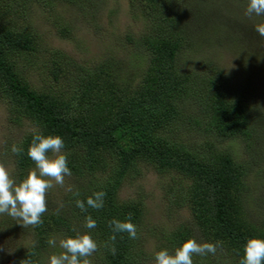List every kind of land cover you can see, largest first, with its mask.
<instances>
[{"label": "trees", "instance_id": "obj_1", "mask_svg": "<svg viewBox=\"0 0 264 264\" xmlns=\"http://www.w3.org/2000/svg\"><path fill=\"white\" fill-rule=\"evenodd\" d=\"M38 1L46 3L0 0V103L14 126L27 127L14 144L21 153H10L11 175L19 183L35 168L27 155L35 131L59 136L72 191L62 196L63 208L47 203L43 223L28 225V240L18 248L13 264H44L48 250L50 256L60 254L64 250L59 241L77 234H89L96 241L98 251L89 257L92 264H142L137 239L109 227L113 219L123 222L130 217L137 235L140 232L143 200L139 195L121 200L118 193L124 182L140 177L142 168L169 178L165 210L184 209L189 217L187 224L160 231L154 252L173 253L188 239L219 241L215 255H194L193 264H240L247 240L264 239V201L257 204L263 197L248 199L251 176L264 178L259 168H264V91H255L247 80L229 84L214 61L197 57L201 42L215 45L224 36L231 41L228 32L220 36L222 26L216 20L208 27L201 24L205 15L219 11V2L127 0L145 29L124 35L121 57L107 50L95 61H78L51 50L39 67L47 71L52 85L37 89L20 69L29 61L39 65L41 51L25 13ZM60 1L92 19L104 2ZM53 2L44 5L50 8ZM50 24L59 38L74 40L69 22L57 17ZM93 29L99 31L97 25ZM193 54L194 62L189 56ZM17 56L23 65L17 64ZM58 84L63 88L54 93ZM227 141L240 145L242 154ZM77 190L79 196L73 194ZM100 191L106 193L103 208L88 207L87 198ZM77 199L85 202L87 211L76 207ZM87 216L96 221L94 229L85 227ZM112 235L115 255L105 247L112 246ZM50 239L55 246L49 245Z\"/></svg>", "mask_w": 264, "mask_h": 264}, {"label": "rangeland", "instance_id": "obj_2", "mask_svg": "<svg viewBox=\"0 0 264 264\" xmlns=\"http://www.w3.org/2000/svg\"><path fill=\"white\" fill-rule=\"evenodd\" d=\"M44 1L46 2L44 4H47L52 0ZM98 1L100 0H90L93 5H96ZM103 1L95 19L89 15L82 17L76 8L61 3L60 0H54L50 8L38 1L39 4L35 2L26 9L27 23L30 22L37 48L41 51L38 56L39 65L34 66V62L29 61L24 64L25 68L20 69L22 77L28 83L37 89L42 85H52L47 71L44 67H39L41 63L47 61V52L51 50L61 51L78 61H95L104 57L107 50L118 52L116 57H121L119 51L125 46L123 45L124 35L130 33L135 36L142 33L145 29L144 23L140 17L129 10L127 0ZM212 1L219 2V11L205 15L201 24L206 27L208 22L216 20L217 25L222 26L220 36L223 32H228L231 41L222 36L219 42L215 38V45L201 42L199 52L196 53L200 54L197 57L200 58V55H203L214 61L229 84H239L242 80H247L255 91H264V37L256 31L257 25L264 24V16L245 15L247 5L239 0ZM91 10L90 8L86 13H90ZM57 17L71 24L73 41L57 36L50 24V19ZM96 25L99 31L93 29ZM254 55L258 56L257 60L252 59L251 56ZM189 56L193 62L197 60L194 54ZM15 60L19 66L23 65L22 58L17 56ZM61 87L62 85L58 84L53 89L54 93L59 92L58 89ZM7 115L4 105L0 103V162L4 163L11 173L13 169L11 147L21 138L27 127L14 126ZM25 126H28V123H25ZM227 143L233 146L237 153L242 154L241 146L236 142L227 141ZM259 168L264 170L263 167ZM261 177L263 178L262 175H252L248 181L249 201L263 197L257 201V204L264 201V178L262 180ZM167 184H169L167 176L159 177L149 168H142L140 177L124 182L118 193V198L121 200L138 198V195L143 200L145 210L136 240V247L143 252L139 254L142 264H155L154 241L160 231H169L179 224L189 223L188 214L184 209L171 208V211H168L166 208L165 210L164 188ZM69 186L72 187V181L65 176L64 186L55 185L48 191L47 203L59 204L62 196L64 198L65 193L68 192ZM27 229L28 225H25L22 220L0 214V264H13L18 248L25 245L28 240ZM51 253L50 249L44 254V264H49Z\"/></svg>", "mask_w": 264, "mask_h": 264}, {"label": "clouds", "instance_id": "obj_3", "mask_svg": "<svg viewBox=\"0 0 264 264\" xmlns=\"http://www.w3.org/2000/svg\"><path fill=\"white\" fill-rule=\"evenodd\" d=\"M247 16H264V0H248L245 9ZM257 33L264 37V24L256 26ZM64 141L59 136H44L38 131L34 132L32 142L28 148L27 155L34 162L35 168L30 170L27 176L17 183L9 169L0 162V214H7L18 218L25 225L38 226L43 223L42 216L48 211L47 193L55 185L64 186L65 176H71L67 166V154L62 152ZM22 149L16 145L11 147V152L19 155ZM52 154L51 156L49 154ZM54 182V183H53ZM68 191H72L69 186ZM79 196V191L73 193ZM103 191L95 192L87 198V206L99 210L104 206ZM76 207L81 211H87L85 202L76 200ZM63 204H58V210ZM130 217L125 221H109V227L114 233H127L130 239H137L136 226L129 222ZM85 227L94 229L96 221L91 216L86 217ZM112 246L109 247L111 254L115 255L114 242L116 236H110ZM49 245L55 246V239L48 241ZM222 242L198 243L195 239H188L173 253L167 249L155 253V264H193V256L215 255L217 248ZM59 247L63 249L58 255L49 257V264H92L89 259L98 251L96 241L89 234H77L74 238H65L59 241ZM30 264V262H25ZM240 264H264V239L252 238L247 240L243 258Z\"/></svg>", "mask_w": 264, "mask_h": 264}]
</instances>
